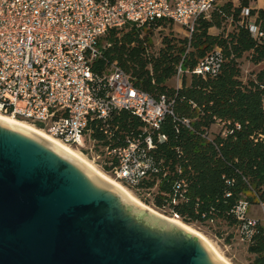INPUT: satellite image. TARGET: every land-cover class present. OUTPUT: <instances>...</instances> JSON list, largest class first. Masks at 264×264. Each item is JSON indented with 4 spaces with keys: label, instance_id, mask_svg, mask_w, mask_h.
I'll use <instances>...</instances> for the list:
<instances>
[{
    "label": "trees",
    "instance_id": "trees-1",
    "mask_svg": "<svg viewBox=\"0 0 264 264\" xmlns=\"http://www.w3.org/2000/svg\"><path fill=\"white\" fill-rule=\"evenodd\" d=\"M256 1L217 4L210 16L197 19L190 37L165 35L157 52L152 50L155 25L129 23L110 29L100 39V54L93 60L97 74H105L116 63L138 89L155 98L164 94L173 109L159 128L127 108L113 109L106 119L95 118L89 128L96 151L104 153L107 145L139 140L152 166L134 185L119 180L168 216L178 215L176 219L189 225H206L218 237L225 238L229 230L227 243L235 236L233 229L240 237L239 202L264 204V7H253ZM252 19L257 32L250 26ZM217 51L221 61L216 72H195L202 60ZM245 54L252 63L263 65L246 79ZM179 65L181 85H169L178 77ZM160 134L165 139L160 140ZM148 135L152 146L146 141ZM103 160L113 161L102 167L114 175L116 159L103 156ZM244 242L252 255L249 264H264L261 222Z\"/></svg>",
    "mask_w": 264,
    "mask_h": 264
},
{
    "label": "built area",
    "instance_id": "built-area-1",
    "mask_svg": "<svg viewBox=\"0 0 264 264\" xmlns=\"http://www.w3.org/2000/svg\"><path fill=\"white\" fill-rule=\"evenodd\" d=\"M218 1L0 0V111L40 126L83 151L95 152L101 166L113 164L103 156L116 159L114 176L136 184L152 166L140 141L107 145L104 153H98L89 123L106 119L113 109L127 108L159 128L165 115L173 114L172 103L164 94L155 98L138 89L116 63L105 74H97L93 60L100 54L99 41L110 29L129 23L155 25L156 30L165 22L174 23L190 37L197 19L210 16ZM250 26L257 32L254 19ZM220 61L217 51L202 60L195 72H216ZM182 73L179 65L178 77ZM146 141L152 146L151 135ZM249 205L241 200L236 207L242 241L250 240L262 223L247 214Z\"/></svg>",
    "mask_w": 264,
    "mask_h": 264
},
{
    "label": "water",
    "instance_id": "water-1",
    "mask_svg": "<svg viewBox=\"0 0 264 264\" xmlns=\"http://www.w3.org/2000/svg\"><path fill=\"white\" fill-rule=\"evenodd\" d=\"M0 264H228L85 161L0 117Z\"/></svg>",
    "mask_w": 264,
    "mask_h": 264
},
{
    "label": "rangeland",
    "instance_id": "rangeland-1",
    "mask_svg": "<svg viewBox=\"0 0 264 264\" xmlns=\"http://www.w3.org/2000/svg\"><path fill=\"white\" fill-rule=\"evenodd\" d=\"M225 0H219L218 4H222L224 3ZM228 30H230L232 28L231 25L227 26ZM212 32L214 33H218L219 30L217 28H212L211 29ZM169 34H174V35H178V36H184L183 31L180 29V27L174 23H168L165 27H163L162 29H157L153 32L152 38H153V47L152 50L157 52L159 50V48L162 46V39L165 35H169ZM248 54H245L244 58L242 59V69H243V78L246 79L247 76L250 74L251 71L253 70H259L263 65L262 64H254L252 63L249 59H248ZM182 82V78L181 77H176L173 78L171 80H169L168 84L169 85H179ZM23 120V119H22ZM31 123V122H29ZM32 124V123H31ZM36 126V125H35ZM38 127V126H37ZM49 133V132H48ZM50 134V133H49ZM52 135V134H51ZM73 148L77 149L79 152H81L86 158H88L93 164H95L100 170H102L103 172L107 173L109 176L117 179L112 173H109L107 171H105V169L101 166V164L99 163L100 159H98L95 156V152H86L83 151L82 148H79L75 145H71ZM118 181H120L119 179H117ZM122 184H124L122 181H120ZM127 188H129L134 194L135 196H137L141 201H143L144 203H146L140 196H143L141 194H139L138 191L130 188L129 186H127L126 184H124ZM147 197H150L148 195H146ZM147 205H149L150 207H152L153 209H155L156 211H158L159 213L162 214L163 217H167V218H172L171 216L166 215L164 212L159 211L158 209H156L154 206H152L151 204L146 203ZM249 214H256L258 215L261 220L262 223L264 225V211L261 208V206H257L256 204L250 205L249 209H248ZM191 225V224H190ZM191 226H193L195 229H197L198 231H200L201 233H203L205 236H207L209 238V240L211 242H213V244L216 246V248L233 264H240V259H245V245H244V241H242V239L239 237L238 232L236 231V229H233V232L235 234L234 238L232 239V246L229 245V243H227L226 240V236L230 233L229 230L226 229V226L223 227V229H226V233H225V238L224 237H218L215 232L210 229L208 226L206 225H195L192 224Z\"/></svg>",
    "mask_w": 264,
    "mask_h": 264
},
{
    "label": "bare ground",
    "instance_id": "bare-ground-1",
    "mask_svg": "<svg viewBox=\"0 0 264 264\" xmlns=\"http://www.w3.org/2000/svg\"><path fill=\"white\" fill-rule=\"evenodd\" d=\"M0 117L13 121L15 123H18L24 127H27L45 137H47L48 139L54 141L55 143H57L58 145L62 146L63 148H65L66 150L70 151L71 153H73L74 155H76L77 157H79L80 159H82L83 161H85L88 165H90L91 167H93L98 173H100L104 178H106L107 180H109L110 182H112L114 185L118 186L126 195H128V197L130 199H132L134 202H136L137 204L141 205L142 207H144L145 209L162 216L161 213H159L158 211H156L155 209H153L152 207H150L149 205H147L146 203H144L143 201H141L137 196H135V194L129 189L127 188L124 184H122L120 181H118L117 179L109 176L107 173L103 172L102 170H100L95 164H93L88 158H86L81 152H79L77 149L73 148L70 144L62 141L61 139L49 134L47 131H45L42 128H39L37 126H35L34 124L29 123L26 120H21L18 119L17 117H14L12 115L9 114H5L3 112L0 111ZM177 218V217H176ZM176 218H169L170 220L176 222L177 224L181 225L182 227L186 228L187 230L191 231L192 233H195L197 235H199L200 237L203 238V240L228 264H233L231 263L217 248L216 246L213 244V242H211L209 240V238L207 236H205L203 233H201L200 231H198L197 229H195L193 226L183 222L182 220L176 219Z\"/></svg>",
    "mask_w": 264,
    "mask_h": 264
},
{
    "label": "crops",
    "instance_id": "crops-1",
    "mask_svg": "<svg viewBox=\"0 0 264 264\" xmlns=\"http://www.w3.org/2000/svg\"><path fill=\"white\" fill-rule=\"evenodd\" d=\"M225 1H227V0H225ZM233 1H235L236 3L238 2V0H233ZM253 7H255V8H263L264 7V0H257L254 4H253ZM181 84H179L178 86H180ZM253 204H256L257 206L259 205V206H261V208L263 209V211H264V204L263 203H253ZM253 204H250V205H253ZM250 205H249V207H250ZM249 209V208H248ZM247 214L249 215V216H251V217H255V218H258V219H261L258 215H256V214H249V212L247 211ZM232 243V242H231ZM231 243H229V245H231L232 246V244ZM244 245H245V256H246V258L245 259H240L239 261H240V264H249V262H250V258L252 257V255L247 251V245H246V243H244Z\"/></svg>",
    "mask_w": 264,
    "mask_h": 264
}]
</instances>
